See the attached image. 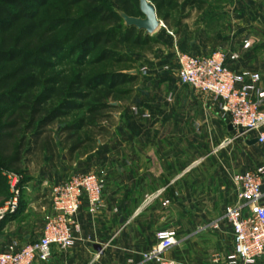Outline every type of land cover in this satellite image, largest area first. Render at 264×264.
<instances>
[{
    "label": "crops",
    "instance_id": "obj_1",
    "mask_svg": "<svg viewBox=\"0 0 264 264\" xmlns=\"http://www.w3.org/2000/svg\"><path fill=\"white\" fill-rule=\"evenodd\" d=\"M218 3L221 10L211 15L205 41L192 36L190 53L238 54L237 61L226 65L235 72L258 73L256 87L264 92V0ZM245 40L251 47H243ZM164 67H150L132 83L128 102L120 103L108 134L99 137L91 152L72 161L62 158V164L29 163L31 181L22 210L0 224V252L40 236L52 211V186L66 178L64 168H76L104 180L100 207L91 214L83 202L74 246H53L48 260L34 264H150L142 255L163 229L177 236L176 245L164 254L175 264H244L230 258L232 234L223 214L226 206L239 204L233 176L264 166V144L249 143L256 132L237 135L230 130L219 99L181 84ZM56 166L62 168L60 174ZM214 222L217 229L209 227ZM254 264H264V254Z\"/></svg>",
    "mask_w": 264,
    "mask_h": 264
},
{
    "label": "trees",
    "instance_id": "obj_2",
    "mask_svg": "<svg viewBox=\"0 0 264 264\" xmlns=\"http://www.w3.org/2000/svg\"><path fill=\"white\" fill-rule=\"evenodd\" d=\"M107 1L113 4L107 6ZM45 3L0 0V104L8 105L0 111V172L20 175L21 185L29 176L28 165L33 158L55 165L63 155L72 161L81 152H91L99 137L108 134L114 111L122 109L120 101L130 94L129 89L120 86L138 79L137 74L129 72L90 74L85 68L75 74L58 72L44 78L39 70L53 67L46 57L63 60L68 57L64 55L80 52L73 64L82 67L97 48L98 57L89 64L117 59L118 48L121 50L130 41L138 45L142 36L145 43L159 42L143 30L125 25L120 14H139L138 0H71L72 5L83 4L82 14L67 13L42 28L35 18ZM206 4L207 0H186L183 6L196 5L200 9ZM22 21L28 24L18 29ZM67 25L77 32L74 36L51 37ZM68 41L71 44L65 49L63 44ZM21 210L22 202L17 212L1 223Z\"/></svg>",
    "mask_w": 264,
    "mask_h": 264
},
{
    "label": "built area",
    "instance_id": "obj_3",
    "mask_svg": "<svg viewBox=\"0 0 264 264\" xmlns=\"http://www.w3.org/2000/svg\"><path fill=\"white\" fill-rule=\"evenodd\" d=\"M245 49L251 42H243ZM236 53L217 50L208 56L177 54L176 70L183 85L210 94L219 99L223 112L237 135L256 132L257 142L264 144V92L257 90L260 75L249 70L235 72L227 60L237 61ZM164 69L170 70L169 66ZM142 71L146 73L147 69ZM10 189L9 200L0 207V223L17 212L22 196L21 177L12 171L4 172ZM238 187L239 204L226 206L223 218L230 225L233 243L231 259L244 264L254 262L264 254V166L255 171H246L233 176ZM104 180L93 172H77L56 182L51 189V214L47 217L40 236L22 245L0 252V264H34L46 261L53 246L66 250L74 246L75 233L80 226L77 221L79 210L86 202L88 212L94 214L101 204ZM166 204L168 201L165 202ZM217 229L218 223L209 225ZM201 229H205L202 227ZM177 243L173 230L163 229L156 233L155 243L142 255L144 262L175 264L164 254Z\"/></svg>",
    "mask_w": 264,
    "mask_h": 264
},
{
    "label": "rangeland",
    "instance_id": "obj_4",
    "mask_svg": "<svg viewBox=\"0 0 264 264\" xmlns=\"http://www.w3.org/2000/svg\"><path fill=\"white\" fill-rule=\"evenodd\" d=\"M149 1L156 5L157 18L158 20L161 21V26L157 29L155 33L148 36L157 38L159 40L158 43H151V42L145 43L142 41L144 38L142 36L141 38L142 40H140L141 43L138 45H133L132 41H130L121 50L119 48L118 49L116 48L117 54L120 56L117 57V59L110 58V59L101 60L94 64H89L90 60L96 59L98 57L100 49L97 48L86 57L85 60L87 64L86 66H82V67H77L73 64L74 60L80 55V52H76L72 55H64L68 57H66L63 60H60L57 57L56 58L51 56L46 57L47 60L52 62L53 67L39 70L41 76H43L44 78H49L51 76L57 75L58 72H63L65 74L66 73L75 74L77 73L78 70H81V68H85L86 70H88V73L90 74L100 73V72L124 71L132 74H137L139 78L141 77L142 74L144 75L148 73V68L150 67L155 68L157 65L159 67L169 66L171 70H173V71L170 70V72L171 73L174 72V70H176L177 54L192 55L190 53L191 45L193 44L195 45V43L194 41H192L193 39H191V37L200 36L201 41L203 42L205 41L207 24H209L212 21L210 19L211 15L215 14V12H220L221 10L220 3H218L220 0H207L206 6L200 9L196 5L184 7L183 5L185 4L186 0H149ZM112 4H113L112 1L106 2L107 6ZM83 9L84 6L82 3L72 5L71 0H46L44 6L38 9V13L36 15L35 21L41 22L42 28H44V26L49 24L50 21H53L60 17H64L67 15V13L70 16H75V15L79 16L80 14H82ZM133 17H143V15L139 13ZM27 24H28L27 21H22V23H19L18 29L25 27ZM92 24H95V21H93ZM42 28L40 30H42ZM40 30L38 32L39 36L42 33V31ZM76 33L77 32L72 30L70 25H67L66 27L60 28V30L55 32V34H52L54 36L51 35V37L55 39L62 37L65 38L66 35L71 34V36H74V34ZM70 44L71 41H68L67 43H64L63 46L66 49L70 46ZM110 48H113V46H110ZM195 56H200V55H195ZM3 65L4 64H2L1 66ZM143 68L147 69L146 73L142 71ZM3 72H6V70L5 71L3 70ZM132 87L133 84L128 83L120 86V89H130ZM39 91L40 88L37 89L35 92H39ZM131 95L132 94H128L129 98ZM128 96L125 97L123 100H121L120 103L126 104L129 99ZM5 106L8 105L0 104V111L2 110V108H5ZM262 153L264 155V149L262 150ZM62 158L66 160V157L64 155ZM33 160H34L33 163L36 164L38 158L35 159L33 158ZM57 164H62V159L59 160ZM57 167H59V169ZM56 168L58 170L57 174H60L62 168L60 166H56ZM63 171L66 173L65 175H63V177L66 178L73 173L80 172V170L76 168L75 169L64 168ZM4 172L6 171L2 170L0 172V207L3 206L9 200L11 195L8 185V180L6 179ZM30 181L31 179L28 176L21 185L22 186L21 202H23V198L27 193L26 186L28 185L30 186ZM46 219L44 218V223ZM149 263L155 264L153 262H149Z\"/></svg>",
    "mask_w": 264,
    "mask_h": 264
},
{
    "label": "water",
    "instance_id": "obj_5",
    "mask_svg": "<svg viewBox=\"0 0 264 264\" xmlns=\"http://www.w3.org/2000/svg\"><path fill=\"white\" fill-rule=\"evenodd\" d=\"M139 10L143 17H131L121 13L126 26H134L139 30H143L146 35H152L161 26V21L157 18V11L153 3L149 0H138ZM230 130L233 127L229 126ZM250 144H256L257 139H252ZM96 250L101 251L100 246H95Z\"/></svg>",
    "mask_w": 264,
    "mask_h": 264
}]
</instances>
